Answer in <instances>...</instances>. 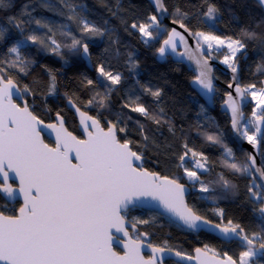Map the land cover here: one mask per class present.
Masks as SVG:
<instances>
[{
	"label": "snow or ice",
	"instance_id": "6c2138e0",
	"mask_svg": "<svg viewBox=\"0 0 264 264\" xmlns=\"http://www.w3.org/2000/svg\"><path fill=\"white\" fill-rule=\"evenodd\" d=\"M59 3L66 11L58 14L68 23L52 25L46 20L32 18L30 12H25L30 18L27 21L9 18V22L21 34L25 23H35L39 29L47 31L43 35L33 31L32 34L17 39L7 47V53L14 54L15 58L0 60V65H6L0 66V198L12 200L19 196L23 200L18 214L6 215L0 211V264H163V254L173 251L167 241L162 245L152 244L142 239L148 235L142 232L133 239L125 228V224L130 223L133 230H137L138 224L150 222L135 216L130 220L128 218L132 209L149 201L158 202L164 211L188 229L195 230L202 226L213 228L224 243H235L241 249L234 257L227 251L221 254L204 245L203 249H195L196 259L200 264H264V261L258 260V257H264V183L257 184V177L253 175V172L257 173L264 181V169L256 166V157L252 152L246 154V159H237L221 131H203L200 134L209 144L219 145L223 149L221 164L224 168L233 175L252 176L247 186L246 200L252 205L251 211L256 220L254 230L246 229L241 223L227 217L225 210L218 206L213 209L218 221L208 219L199 213L195 205L190 206L185 201L188 189L186 184L180 182L181 176H162L138 163L144 159L141 147L147 148L150 140L153 144L156 142L148 134L146 124L140 120L135 123L141 141L134 142L127 138L128 121L133 119L131 115L125 117L122 113L114 120L98 118L81 111L73 99L69 98L68 103L79 115L84 132L85 138H78L65 127L64 118L59 112L56 114V123H45L30 108L29 101L24 96H35L37 93L27 84L22 88L18 87L8 71L16 69L25 76L29 74V66L34 61H29L21 54V47L26 41L60 56L61 59H64L62 49H66L69 53L89 60L91 54L88 40L107 34L113 44L119 42L118 38L112 39L114 30L106 27L107 20L103 21V25L89 20L83 14V7L74 4L72 0H59ZM152 3L153 12L142 19L133 16L129 23L121 17L125 31L130 35L133 31L138 33L146 45L153 41L159 42V37L166 33V38L156 52L161 58L171 52L193 62L197 72L193 84L206 94L216 91L211 76L212 68L209 66V59L214 51L225 47L228 49L221 63L227 65L234 74L238 72L237 53L248 47L246 41H256L264 51V34L255 29L242 28L238 38L222 37L211 30H193L189 27L190 21L185 22L188 21L189 13L179 7L171 13L173 27L166 28L159 18V15L168 13L165 0H152ZM257 3L264 7V0H257ZM10 4L11 0H0V10ZM42 6L53 10L46 0H42ZM121 7L117 0L116 10L109 8V12L112 16H118ZM201 7L206 10L200 13L198 19L202 17L205 22H212L214 28L215 21L222 15L221 9L213 0H202ZM70 25L76 26L79 36ZM57 35L62 39L58 40ZM189 39L194 41V45L189 44ZM5 40L6 30L0 28V41ZM181 46L184 50L178 51ZM116 51L119 54V49ZM127 64L132 71L139 67L131 53H128ZM44 67L49 76L45 95L52 96L57 93V77L51 69ZM95 71L100 80L87 77L81 80L82 85L94 89V94L87 100L85 107L104 109L108 107L112 91L121 84L122 74L112 71L105 62H98ZM257 71L264 72V64H258ZM233 81L234 83L228 84V88H234V92H226L221 105L230 112L231 129L253 149L264 148V87L257 89L255 84L241 87L235 75ZM141 89L157 102L162 96L161 88L141 85ZM248 95L257 104L251 117L245 118L241 102ZM14 96L22 99V105L14 102ZM122 107L131 113H139L145 121H151L158 128L167 125L168 131L175 136V126L166 118L164 108L150 110L140 95L130 96ZM257 109H260L259 112ZM205 111L201 104L198 115ZM44 129H51L55 133L54 146L44 142ZM121 134L125 136L122 137ZM181 146L183 151L176 156V168L182 170L183 177L193 187L199 184L198 191L207 194L201 199H210L215 204L230 194H238V185L223 173L214 181L202 180L201 172L210 170L208 157L190 147L187 141ZM166 147L170 148L172 145ZM10 180L18 181V186L14 187L13 183H9ZM113 229L129 237L124 244L123 255L113 250L114 239H119L113 236ZM144 247L151 251L147 259L141 254ZM209 252L212 253L211 256H208ZM175 255L192 259L184 257L179 251Z\"/></svg>",
	"mask_w": 264,
	"mask_h": 264
},
{
	"label": "trees",
	"instance_id": "16d2710c",
	"mask_svg": "<svg viewBox=\"0 0 264 264\" xmlns=\"http://www.w3.org/2000/svg\"><path fill=\"white\" fill-rule=\"evenodd\" d=\"M53 10H48L42 6V0H11L10 6H6L0 10V28L6 30V40L0 41V60L14 59V54L7 53V47L15 43L22 36H27L36 32L43 35L46 29H39L35 23H25L23 25L24 32L21 34L13 23L9 22L10 17H15L24 21L30 19L25 12H30L31 17L35 19L46 20L52 25H60L68 23L65 18L58 13L66 11L59 3V0H46ZM76 5L82 6L83 14L97 24L103 25V21L107 20L106 27L113 29L112 39L118 38V43L113 44L106 34L104 37H96L88 40L89 50L91 54V62L93 69H89L81 55L69 53L66 49H62L64 59L50 51L41 50L39 46L32 45L31 42H25L21 47V54L31 63L28 69L29 74L25 76L16 69H8L12 74L14 81L18 87L29 85L37 94L29 96V104L35 110V113L44 121L48 122L59 112L65 117L71 130H76V118L74 113L67 108L69 98H72L77 107L82 111H86L91 116L107 117L114 120L119 114L132 116V120L128 121L127 138L134 142H140L141 137L138 134L136 120L146 124L148 134L155 140V144L148 142L147 148L141 147L144 155V167L149 171H156L160 175L173 174L181 176V183L186 184L192 190L188 197V204L195 205L199 209V213L205 215L214 222L218 221V217L213 214L215 207L225 210V215L232 218L235 222L241 223L246 229L254 230L256 228V220L251 211L252 205L247 202V186L252 180V176L233 175L228 169L221 164V155L223 149L219 145H211L204 139L203 131L213 132L219 130L223 133V138L237 159H246L248 150L242 149L235 141L230 119L227 114L221 112V105L225 99L227 92L225 86L232 82L229 75L220 70H215L216 78L222 84L217 87V94L214 98V109H210L198 93L192 87L195 74L188 68L172 58L167 57L164 60L159 58L156 49L160 47L166 33L159 37V42L153 41L150 45L143 43L134 31L130 35L125 31V25L121 21L131 22L133 16L143 18L145 15L153 12L154 7L149 0H119L122 6L118 16H112L109 8L116 10L117 0H72ZM221 9L222 15L215 21L213 28L202 17L198 19L200 13L206 9L201 7L202 0H165L170 20L173 19L171 13L176 7L182 11L189 13V27L193 30L214 31L215 34L222 37L231 36L233 38L240 37V30L245 27L255 29L257 32L264 34V10L255 0H213ZM259 23V27L257 24ZM165 26V25H164ZM74 33L79 36V31L75 25H70ZM168 28L167 26H165ZM57 39L62 37L57 35ZM248 47L238 54L236 63L240 67L239 83L241 87L249 84H255L259 89L264 87V72L257 71L258 64H264V51L260 49L256 41H246ZM105 49H108L106 52ZM119 49V54H117ZM128 53L138 62L139 67L135 71L130 70L127 64ZM216 60H221V54H212ZM67 61V63H65ZM98 62H105L110 66L112 71H118L122 74V82L111 93L108 101V107L101 109L98 107H85V103L94 94V89L81 84L84 77L93 80H100L95 66ZM6 67V65H0ZM51 69L57 77V93L52 96H46V85L49 76L45 67ZM141 85H149L153 88H161L162 96L157 102L151 96L142 92ZM103 92L104 89H99ZM67 93V96L65 95ZM75 94V95H73ZM132 95H140L142 101L150 107V110L158 111L160 107L164 108L166 118L171 120L175 126V136L168 131L167 125L162 127L156 126L151 121H145L139 113H131L128 109H124L123 104ZM78 97V99H77ZM204 105L205 112L200 113V105ZM254 103L246 108L247 118L251 117ZM103 123V121H102ZM199 125V127H198ZM218 126V129H217ZM122 137L125 134H121ZM187 141L190 147L203 152L209 159V171L201 172V179L205 182L214 181L219 174L223 173L227 178L238 185L239 192L237 195L231 194L227 198H222L214 204L212 200L201 199L200 197L207 194L198 191L199 184L195 187L190 184L186 177H183L181 169L176 168V156L183 151L182 143ZM172 145L168 148L166 145ZM156 145L160 147L157 148ZM134 150H136L134 148ZM264 153V148H262ZM261 153V165L264 169V154ZM217 195L220 193L219 186H216ZM21 203L10 204L2 197L0 198V211L6 215L17 214ZM132 216L140 219L149 220L148 224H138L144 233H148L149 241L155 245H162L164 241L172 247L173 251H179L185 255H193L196 248H214L221 254L227 251L234 257L241 250L235 243L227 244L220 241L213 235L201 233H193L185 230L168 218L159 215L156 212L144 211L141 209H132L128 218ZM211 253V252H209ZM212 254V253H211ZM259 260L264 261V257ZM179 264V263H172Z\"/></svg>",
	"mask_w": 264,
	"mask_h": 264
},
{
	"label": "water",
	"instance_id": "95a60500",
	"mask_svg": "<svg viewBox=\"0 0 264 264\" xmlns=\"http://www.w3.org/2000/svg\"><path fill=\"white\" fill-rule=\"evenodd\" d=\"M149 1L153 5L152 0H149ZM255 1L257 2V0H255ZM153 7H154V5H153ZM262 8L264 10V7H262ZM159 18L162 20L163 25L167 26L169 29L171 27H173V25L171 24V20H170L169 13L161 14V15H159ZM189 44L190 45H194V41L192 39H189ZM183 50L184 49H183L182 46L178 48V51H183ZM81 57L85 61V63L88 66V68L89 69H93L91 60H89V59H87V58H85L83 56H81ZM167 57L172 58L175 62H178V63H181V64L185 65L188 68V70L192 71L195 75L197 74L195 64L193 62H191V61H188L185 57H178V56H176L175 54H173L171 52H169L164 58H161L159 56V58L161 60H164ZM209 66L212 68L211 76L213 77V84H214V88L216 89V91L214 93H212V94H206L202 89H200V88H198V86L194 85L193 82H192V87L198 93L199 97L203 100V102L210 109L213 110L214 109V98H215V96L217 94V87H219V86L222 85L219 82V80L216 78L215 70H220L223 73L229 75L231 77V79H232V82L231 83H234V81H233V76L234 75L238 77V82H239V71H240V67L238 66V72L234 74V73H232V71H231L230 68L225 67L224 65H222L218 60L214 59L213 57L211 59H209ZM225 88H226L227 92H230V91L231 92H234V88L233 89H229L228 86H225ZM13 100H14L15 103H21V104L23 103L22 99H20L18 96H14L13 97ZM250 103H251L250 96H247L241 102V109H242V111L244 113V117L245 118H247L246 113H245V110L249 106ZM67 108L74 113V116L76 117V120H77L78 125H79V131H80L82 137L85 138L84 137L83 128L80 125V117H79V115L76 113L75 109L72 108L71 105H69L68 102H67ZM221 112L224 113V114H227L228 117H229V119H230V112H228L226 109H224L222 107H221ZM64 121H65V127H66V120L64 119ZM242 123H243V121H242ZM232 133H233V131H232ZM233 136H234V139H235L236 143L242 149H246V150H248V152H252L255 155V157H256V166L262 168V165H261L262 148L259 149V150L253 149V147L251 145H249L245 139L238 138L235 133H233ZM42 138H43V140H44L45 143H47L45 141L46 138L49 141H51L53 144L55 143V133L51 129H44L43 132H42ZM138 163H142L143 166H144V159H143V161L138 162ZM253 175L257 177L256 178V183L257 184L264 183V181H262L259 178V175L257 173L253 172ZM9 183H15L16 186H18V181L10 180ZM187 189L188 190L185 193V201L188 203V197L191 194L192 190H191V188L189 186H187ZM4 198L10 204H15L17 201L21 202V204L23 203L22 197H19V196H17L15 199H12V200H9L7 197H4ZM135 209H141V210L149 211V212H156L159 215L168 218L170 221H172L173 223L177 224L178 226H180L181 228H183L185 230H188L190 232L197 233V234L198 233H201V232H204L206 234L213 235L214 237H216L220 241H222V239L219 237V233L217 232V230H215L213 228H208V227H203L202 226L201 228H198V229H195V230H190L187 227L183 226L174 216H172L170 213L164 211V209L159 206L158 202L149 201L147 204H145V205H143L141 207H137ZM125 228L127 229L128 233H129V230L128 229H133L131 227V224L130 223L125 224ZM135 231H138V228ZM112 233H113V236L114 237H118L119 238V239H114L113 245H112L113 250L116 251L114 247H118L122 252H124V244L128 241V239H129L130 236L129 237H125L122 232H116L115 229L112 230ZM175 253H176V251L164 253L163 254V262L164 261L171 260V261H174L175 263H179V264H200L199 260L196 259V256H197L196 251H194V253H193L192 256L183 254L184 257H192V259H186V258H182L180 256H176ZM118 254H120V253H118ZM141 254L144 256L145 259H147L146 258V255H151V251L147 247H144L141 250ZM120 255H123V254H120ZM211 255H212L211 253H208V256H211Z\"/></svg>",
	"mask_w": 264,
	"mask_h": 264
},
{
	"label": "flooded vegetation",
	"instance_id": "af4514ba",
	"mask_svg": "<svg viewBox=\"0 0 264 264\" xmlns=\"http://www.w3.org/2000/svg\"><path fill=\"white\" fill-rule=\"evenodd\" d=\"M28 98H29V96L28 95H25L24 96V99H27L28 100ZM29 101V100H28ZM18 104H21V103H18ZM22 105V104H21ZM30 108H32V107H30ZM63 117V116H62ZM65 120H66V118L65 117H63ZM76 118V117H75ZM45 123H56V116L54 117V118H52V119H49L48 120V122H46L45 121ZM69 122L66 120V127H67V129L70 131V132H72L74 135H76L78 138H83L82 137V135H81V133H80V131H79V125H78V122H77V120H76V130L74 129V130H71L70 128H69ZM70 125H72V123L70 124ZM45 141L48 143V144H50V145H53L54 146V144L51 142V141H49L47 138L45 139ZM13 186L14 187H16V184L15 183H13ZM17 202H19V201H17ZM16 202V203H17ZM21 203V202H20ZM21 206H22V204H21ZM138 228V227H137ZM129 230V236L131 237V238H135L136 237V235L138 234V233H140V232H142V233H144L140 228H138V231H135V230H133V229H128ZM142 239H146V241L147 242H150L149 241V237L147 236L146 238L145 237H142ZM115 248V250L118 252V253H120V254H123V252L118 248V247H114ZM150 255H146V258H148ZM192 256V255H191ZM172 263H175L174 261H171V260H168V261H164L163 262V264H172Z\"/></svg>",
	"mask_w": 264,
	"mask_h": 264
},
{
	"label": "rangeland",
	"instance_id": "374dc122",
	"mask_svg": "<svg viewBox=\"0 0 264 264\" xmlns=\"http://www.w3.org/2000/svg\"><path fill=\"white\" fill-rule=\"evenodd\" d=\"M210 25H212V22H208ZM214 54H221L222 55V57H221V60H219V62L221 63V61L223 60V57H224V55L225 54H227L228 53V49L225 47V48H221L219 51H214L213 52ZM212 53V54H213ZM238 54L239 53H237V57H238ZM222 65H224L225 67H228L227 65H225V64H223V63H221ZM248 96H250V98H251V100H252V102L254 103V108L256 107V104H257V101L256 100H254L252 97H251V95H248ZM259 110L260 109H257V111L259 112ZM191 184V183H190ZM18 214V213H17ZM261 257H258V260L260 259Z\"/></svg>",
	"mask_w": 264,
	"mask_h": 264
}]
</instances>
